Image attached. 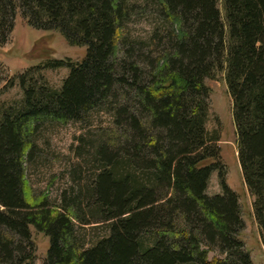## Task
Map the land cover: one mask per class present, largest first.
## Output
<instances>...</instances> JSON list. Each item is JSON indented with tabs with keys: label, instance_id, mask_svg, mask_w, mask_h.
Masks as SVG:
<instances>
[{
	"label": "trees",
	"instance_id": "16d2710c",
	"mask_svg": "<svg viewBox=\"0 0 264 264\" xmlns=\"http://www.w3.org/2000/svg\"><path fill=\"white\" fill-rule=\"evenodd\" d=\"M145 1L161 24L148 43L134 44L121 33L129 20L123 0H0V50L18 12L31 28L52 32L36 41L37 64L9 79L0 64V98L21 91L0 102V264L35 262L32 231L49 238L43 264H253L220 134L207 129L206 81L224 74L241 172L264 234V0H221L223 15L220 0ZM55 32L86 48L80 61L52 57ZM61 69L70 72L56 88L46 73ZM100 107L112 120L91 145L100 169L70 208L78 219L100 216L107 233L85 248L70 211L33 197L26 164L41 130L82 122ZM214 173L222 194L211 197ZM203 243L225 260L209 262Z\"/></svg>",
	"mask_w": 264,
	"mask_h": 264
},
{
	"label": "rangeland",
	"instance_id": "374dc122",
	"mask_svg": "<svg viewBox=\"0 0 264 264\" xmlns=\"http://www.w3.org/2000/svg\"><path fill=\"white\" fill-rule=\"evenodd\" d=\"M127 8L129 20H126L121 33L127 42L148 43L156 25L160 19L151 3L145 0H123ZM219 9L222 11L220 0ZM223 15V11H222ZM52 32L39 31L28 26L26 21L18 12L15 19V29L9 42L0 50V64L4 67L3 77L13 78L24 72L27 68L37 64L41 60L36 41L44 36H50ZM56 39L52 42L55 59L70 58L73 61H80L85 55L86 48L71 47L67 44L62 34L55 32ZM54 36H52L53 38ZM51 38V40H53ZM120 45V44H119ZM40 48V46H39ZM122 51L121 45L117 48L118 54ZM30 59H27L25 56ZM69 69L48 71L46 78L48 82L60 88L69 75ZM206 84L211 88V110L207 125L208 132L220 134V141L216 144L221 147V154L227 166V184L237 192L240 197V205L246 228L241 238L251 254L253 264H264V234L262 228L254 215L253 196L249 192L243 180L241 167L238 158V137L233 120V105L231 97L221 73L214 80H207ZM21 98L19 87H15L0 98L3 100H14ZM111 115L104 108L100 107L88 114L79 123L66 125L49 126L41 130L37 136V152L33 159L26 164V176L33 190L34 198H46L52 208L70 211L75 225V234L79 242L85 248L94 245L107 233V228L100 216L75 218L74 210H71L72 200L80 190L87 187L93 177L100 169L96 164L91 163L93 156V145L102 141V135L108 133L111 126ZM207 194L211 197L222 194L218 174L214 173L210 179ZM67 207L64 210L63 206ZM70 208V209H69ZM69 209V210H68ZM73 211V212H72ZM90 213V209L85 208ZM33 232V240L36 246L37 258L33 264H43L48 250L49 238ZM20 239L17 240V244ZM48 241V242H47ZM203 248L209 250L208 261L225 260L219 248H210L203 243ZM21 246V245H20ZM23 248H29L27 243L22 244Z\"/></svg>",
	"mask_w": 264,
	"mask_h": 264
}]
</instances>
